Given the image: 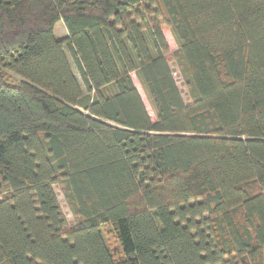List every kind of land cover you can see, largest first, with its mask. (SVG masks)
<instances>
[{
  "label": "trees",
  "instance_id": "16d2710c",
  "mask_svg": "<svg viewBox=\"0 0 264 264\" xmlns=\"http://www.w3.org/2000/svg\"><path fill=\"white\" fill-rule=\"evenodd\" d=\"M0 186V264H264V0H0Z\"/></svg>",
  "mask_w": 264,
  "mask_h": 264
},
{
  "label": "rangeland",
  "instance_id": "374dc122",
  "mask_svg": "<svg viewBox=\"0 0 264 264\" xmlns=\"http://www.w3.org/2000/svg\"><path fill=\"white\" fill-rule=\"evenodd\" d=\"M66 34V29L62 21H58L55 26H54V35L56 37H61L65 36ZM163 35L164 39L167 43L168 46V51L165 53L167 58H168V66L169 69L172 73V76L175 80V83L177 85V88L180 92V95L185 103H188L190 101V96H189V90L185 84V79L182 76L180 72V67L176 63V57L172 55V53L176 50L177 48V42L169 28H164L163 29ZM131 77L133 79V82L140 94V97L144 103V106L146 108L147 113L151 118L154 117V111L151 107L150 100L147 96V93L143 86L140 84L138 81L135 73L131 74ZM6 190L5 186H0V195L1 192H4ZM53 190L56 194L57 201L59 203L60 209L62 211V214L67 222V224L73 225L75 223V216L73 212L71 211L70 207L68 206V203L66 201V198L64 197L63 191L60 188L59 185H54ZM101 231H102V236L104 238V242L106 245L113 251L115 259H117L118 256H120L121 251L117 245V242L115 240V237L113 235V232L111 230V227L107 224L101 225Z\"/></svg>",
  "mask_w": 264,
  "mask_h": 264
}]
</instances>
